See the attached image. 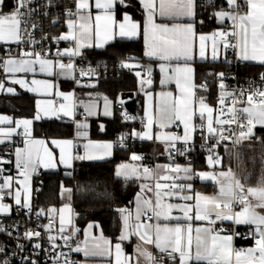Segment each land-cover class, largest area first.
<instances>
[{
    "label": "snow or ice",
    "instance_id": "1",
    "mask_svg": "<svg viewBox=\"0 0 264 264\" xmlns=\"http://www.w3.org/2000/svg\"><path fill=\"white\" fill-rule=\"evenodd\" d=\"M227 8L221 7L218 11L212 13L218 22L223 23L226 19L232 22L231 30L214 31L211 35L200 34L199 41V57L202 60L208 59L206 56L207 42L211 41V60L215 61L219 58L221 48L227 50L232 48L237 52V57L241 61H253L264 65V0H225ZM31 0H16V6L10 13H4L3 7L7 6V0H0V41H22V30L27 31V27L21 28V25L27 24L23 19L26 15L22 9L27 8ZM126 0H94L95 9L99 10L93 17L91 13L90 0H75L76 11L67 10L66 15L67 27L69 31L55 37L57 41L67 40L74 43V48H66L63 52H57V56L67 55L69 57L80 54V49L85 47H103L109 41L120 38L133 39L140 35L141 25L132 20L125 14L122 21H117L115 10L118 5H124ZM146 12V22L143 26V36L145 42V55L153 57L161 61L159 67L163 77L160 81L161 85H166L172 81L175 82L180 95L173 97L171 92H161V105L159 107V116L155 117L151 111L147 114V131L143 133L133 132V136L140 139H158L167 142V149L171 154V150L179 155H186L191 151L190 142L193 140V134L197 125L193 123L194 117L197 115L195 106L196 93L194 89L197 85L194 83V69L191 62L194 60V50L197 41L196 25L198 23L196 17L197 9L202 5L197 0H140ZM209 7L215 8V0H207ZM71 17H75L72 19ZM203 23V21H199ZM35 27V25H33ZM231 37V39H229ZM235 40V43L232 41ZM95 42V43H93ZM22 55L33 57V59H15L9 58L4 60L3 65L5 72H35L36 65H39L41 72L52 75L55 68H59L58 75L73 77V63H63L61 60H49L42 57L40 52H23ZM228 62V61H226ZM173 64L175 66H173ZM121 66L131 68L132 65L125 61H121ZM89 73L81 72V75ZM141 76L140 72L136 73ZM148 78L141 79V84L151 85V69L147 70ZM210 75H212L210 73ZM220 81L221 89L218 98L219 109H214L205 102L204 97L199 98L198 114L203 121L206 116V125L202 122L198 127L203 133L207 131V136H203L206 141L215 140L208 147L209 156L207 162L209 166L215 167L221 163V158L215 153V148L224 140L229 139L224 133L228 129L224 126H231L237 123L242 129L239 138L234 143H240L244 139L251 138L253 128L256 124L264 126V89H255L248 92L246 101L245 90L226 91L224 84L225 73H215ZM261 79L264 80V74ZM21 86L26 85L24 80H16ZM33 85L42 86L44 91L51 94L50 90L53 85L48 81L32 80ZM4 85L0 83V89ZM199 87L206 88V85ZM29 91L37 92L40 88H29ZM9 93L14 89L8 88ZM57 96L63 97L65 101H72V93L57 92ZM231 98V105L225 107L226 98ZM151 99V97H150ZM104 115L109 116L111 112L108 110L107 98L105 97ZM248 105L242 108H236L237 103H245ZM83 103V102H81ZM45 104L46 107L41 108ZM94 105L85 106L88 115H93ZM74 105L72 103H61L59 108L49 101H37V112L34 120H40L41 112L44 116H58L63 113L64 116H73ZM218 112V115H214ZM227 115L228 118H221ZM33 119H22L12 121L7 116H0V124L15 123V127L7 129L0 128V136L10 138L16 129L23 126L25 137H31V126ZM124 119H132V117L124 114ZM246 120L247 124L242 123ZM176 121L183 124V135L176 134H157L151 132L154 122H158L160 128L171 126ZM77 129L87 128V124L77 122ZM103 127V126H102ZM247 127L245 132L243 129ZM77 136H87L86 132H77ZM124 136L120 137V141L124 140ZM3 142V141H0ZM52 143L60 149L59 163L70 168L73 159L79 160H96L103 159L104 156L111 155L112 143L98 144L89 141L84 145L85 153L83 155H72V140H53ZM177 143L183 145L177 148ZM43 140H25L24 148H17L15 152L16 167L20 169V175L24 176V180H17L18 184L23 186L24 197L22 200L21 191L17 189L14 193V201L20 209L31 211V191L28 180L31 173L37 171L38 165L45 168L56 167L55 157L47 147H44V154L41 156L34 151L32 145H44ZM201 147H204L202 144ZM96 149H103V154H96ZM132 160H141L142 157L136 154L131 156ZM131 168V173L121 171L122 169ZM157 168H163L166 173H175L176 175H159L155 170L148 167L143 168V175L147 178L157 177L159 180L171 181V183L161 184L157 182L155 189L149 185H142L141 191H154L155 199L151 197L144 198L137 196V207L135 214V224H130L132 213L127 209H119L123 219V231L119 237L120 241L135 235L145 245H153L160 253L166 254L171 264H264V214L257 209L264 210V176L256 186L246 187L237 178L231 169L220 172H196L191 163L188 166L158 165ZM183 173V176L180 175ZM118 176L139 175L138 170L127 164L120 165L116 173ZM70 175V173H69ZM194 177H198L203 181H212L218 185L217 194L209 196L202 193H192L191 183H178L177 181H191ZM246 179V178H245ZM13 177H5L3 183L0 184V212H8L10 205L2 203L6 195H12L11 185ZM9 191L5 192L4 190ZM63 192L70 193L72 190L63 188ZM183 201L184 203H173V200ZM142 200V203H141ZM193 202V203H189ZM234 204L240 205L239 211H233ZM55 212V209H50ZM71 213V208L65 205L60 212V228L59 232L63 233L66 224H71L70 218L65 219V212ZM150 213V215H149ZM178 213V214H174ZM43 214V210L37 213V216ZM146 217L147 221L142 220ZM231 221L235 225L248 224L255 225V246L248 249H236L233 247V240L239 233H224L223 228L217 227V222ZM200 222V223H197ZM39 227V225H38ZM46 231L52 230V225L43 226ZM93 225H89L92 228ZM3 230V229H0ZM224 233V234H222ZM9 235H11L9 233ZM25 238L39 237V231L26 230ZM66 242L67 236L62 237ZM56 237L49 236L50 241H54ZM96 238L93 237V240ZM100 242H96L89 246L85 241L84 247L77 246L76 252H83L86 257L97 255H111V242L100 237ZM39 248L40 245L36 244ZM116 264H131V258L124 257L120 243L115 244ZM2 250V249H0ZM138 257H144L146 264H163V257L157 259L147 248L137 245ZM31 264H36L32 261ZM66 264H72L67 262ZM136 264H140L137 259Z\"/></svg>",
    "mask_w": 264,
    "mask_h": 264
},
{
    "label": "built area",
    "instance_id": "2",
    "mask_svg": "<svg viewBox=\"0 0 264 264\" xmlns=\"http://www.w3.org/2000/svg\"><path fill=\"white\" fill-rule=\"evenodd\" d=\"M197 2L202 5L197 9V21L199 25L213 23L216 18L212 13L218 11L221 7H224L225 9L227 8V4H219L216 0L215 8L209 7L207 5V0H197ZM7 4V10L11 11L16 6V0H7ZM68 9H71L73 12L76 11L75 0H31V3L27 8L22 9V11L26 13L23 19L27 21V24H22L21 28L23 29L27 27V31L24 32L22 30L21 42L6 46L0 51V65H3L4 60L8 57L30 58L29 56L22 55L23 52H40L42 57L49 60H61L65 64L71 62L74 65L72 70L74 78L71 77L70 83L71 88L74 91H76L77 88L91 89L98 86V84L121 74L140 72L142 79L146 80L148 78V68L144 64L137 62H135L137 65L133 69L122 67L121 61L115 63L94 61L82 55L72 57L67 55L57 56L58 51L63 52L64 45L61 41H57L54 38L58 37L59 33L66 28L67 19L69 18L66 15ZM71 18L74 19L75 17ZM199 21H203V23H199ZM33 25H35V27H33ZM231 25L232 22L230 20H225L222 23L221 30H231ZM229 39H231V37ZM232 42L235 43V40ZM225 54L226 70L224 71V84L226 85V91H237L238 94L239 89H244L245 97L243 99L246 101L248 92L255 89H264V80L261 79V76L264 73L258 75L248 73L245 64L238 59L237 52L232 48L225 50ZM122 61L129 64L134 62L130 57H125ZM0 69V83H2L4 77L2 66H0ZM81 72L89 74L81 75ZM216 81L220 83L218 77H216ZM204 89L208 91L207 86ZM220 93L221 89L219 88V92L211 97L212 102L218 107V109L220 108V105L218 104ZM204 98L206 100L209 99L208 96H205ZM54 103L59 104L60 101L54 99ZM246 105V102L237 103L235 107L242 108ZM228 106H232L230 97L226 98L225 107ZM117 107L130 117V114L124 110L123 105L119 104ZM77 118L84 119L86 118V115L80 113L77 115ZM222 118L226 119L228 117L225 115ZM241 122L245 125L247 124L246 120H242ZM137 124L139 128H142L144 125V119L138 117ZM224 127L228 129L225 131L224 135L229 136L230 138L222 141L215 148V153L219 155L221 161L225 155H229L232 163H234L237 151L246 146L251 139H244L240 143H234L239 138V133L242 129L237 123H233L231 126L225 125ZM181 130V124L175 122L171 134L180 135ZM243 130L246 132L247 127ZM22 140L23 135L19 132L11 142L3 148H0V184L3 183L5 177V156L16 144L22 142ZM111 142L116 149H126L132 144L133 140L127 137L121 142L120 137H116ZM213 143H215L214 139L209 141H206L205 139L191 141L189 145L191 151L186 155H179L175 149H173L171 154H168L167 156V165L171 164L175 166L180 162L188 164L193 163L195 158L206 154L209 155L210 153L207 149ZM202 144L204 147H201ZM176 147L182 148L183 145L180 143L177 144ZM76 155H80L78 149H75L74 151V157ZM141 157L143 166L154 170V167L157 164L155 158L144 154ZM234 169L235 167L233 165V172L235 171ZM41 175L42 173H39L34 179L31 194L32 200L34 201L37 200L40 194V187L42 184ZM6 197L7 195L4 198ZM240 207V205L234 204L233 211H239ZM18 208L19 206H16L12 208L9 213L0 215V229H3L0 230V234L4 239V246L2 250H0V264H31L32 261H35L36 264H66V261L72 262V264H78L79 255L78 252L74 250L77 246H80L79 232L76 225L73 224L69 227H65L66 230L63 233H60V225L56 216L48 214L44 210L43 214L37 216V213L41 212V210L31 209V211H28L27 209L18 210ZM143 220L147 222L146 217H143ZM49 223L52 225V230L50 232L46 231L43 227ZM219 228H223L224 233H232L233 231L239 233L238 236L234 237L233 242L235 245L237 240H239L242 243L247 242L251 247H254L255 239L258 238L255 234L254 226H238L231 223L228 226L222 225ZM26 230L39 231L41 235L39 237L27 239L24 235ZM9 233L11 235H9ZM49 236H54L56 239L50 241ZM63 236L69 237L67 242L62 238ZM36 244H39L40 247L37 248ZM152 254L157 257V259L163 257V264H171V261L166 254L160 253L159 251H153Z\"/></svg>",
    "mask_w": 264,
    "mask_h": 264
},
{
    "label": "trees",
    "instance_id": "3",
    "mask_svg": "<svg viewBox=\"0 0 264 264\" xmlns=\"http://www.w3.org/2000/svg\"><path fill=\"white\" fill-rule=\"evenodd\" d=\"M220 3V0H216ZM8 9V4L3 10ZM123 10L117 8V15ZM134 19L140 20L141 12L138 4L133 0L128 1V6L124 9ZM201 32L210 31L214 25L207 23L197 26ZM60 34V33H59ZM1 51V50H0ZM85 56L94 61L115 63L122 61L125 57H130L132 61L148 65L143 58L140 40L122 41L117 40L105 47L103 50L88 51ZM246 71L250 74L258 75L264 73V67L247 66ZM226 70L225 62L218 64L197 63L196 82L200 85L202 82L208 88V101L214 105L211 97L219 92L218 82L215 73ZM151 85L145 84L148 91L154 90L157 82V72L151 70ZM201 73V74H200ZM210 73L212 75H210ZM199 74V77H198ZM142 79L136 73L121 74L117 77L108 79L98 86L91 89L77 88L78 96L84 97L94 94L99 97H107L114 101L120 100L122 93H133L131 99L121 101L124 110L130 114L131 120L124 119L118 109V103L115 104L114 115L111 119L97 118L91 120L89 124V137L93 140H113L116 137L130 138L131 131L138 128L137 118L141 117L143 106V95L138 92V80ZM63 88H70L68 83L61 84ZM0 111L9 113L14 117L31 119L34 116L33 99L30 96H0ZM105 126L104 132H99V125ZM73 122L68 120L39 121L32 124V135L34 137L50 138H70L73 135ZM131 139V138H130ZM250 141L259 140L264 145V127H255ZM132 140V139H131ZM147 143L134 141L126 149L113 148L111 158L104 161H77L72 170L49 171L41 175L42 184L40 194L36 201L32 200L33 209L48 210L57 208L62 204V187L71 189V205L73 214L76 216V227L82 230L87 223H97L103 235L116 240L118 235V217L117 211L121 208H130L133 202L137 186L132 182H125L117 179L114 170L117 164L126 160L132 153H146ZM255 154V160H251L250 154L243 156L245 163L244 173L241 181L247 185L256 184L264 176V150ZM194 168L204 167V157L195 158ZM224 168L231 165L229 155H225L221 161ZM70 173V175H69ZM246 178V179H245ZM242 243L237 240L236 244ZM242 244H247L242 243Z\"/></svg>",
    "mask_w": 264,
    "mask_h": 264
},
{
    "label": "crops",
    "instance_id": "4",
    "mask_svg": "<svg viewBox=\"0 0 264 264\" xmlns=\"http://www.w3.org/2000/svg\"><path fill=\"white\" fill-rule=\"evenodd\" d=\"M128 1L129 0H126V3L124 5H118L117 6V8H120L123 11L121 12L120 15H117V8H116V10H115L116 19H117V21H122L125 14L129 15L132 18L133 21H135V22H137V23H139L141 25V33H140V35H138L137 37H135L133 39L120 38L119 36H117L115 39L109 41L103 47H95V46H93V47L82 48V49H80V54L79 55L85 56V54L88 51H91V50H103L105 47H107L108 45L112 44L113 42H115L117 40H122V41H136V40H140L143 58L148 62V65L147 66L145 65V66L148 69L150 68L151 70L155 69V71L157 72V82H156L157 85H156L154 90H150V92L152 93L153 101H154V104H153V108H154L153 115L155 117H157V105L161 104V97H160L159 94L161 92H171L173 94V97H177V96L180 95V93H179V90L177 89V86H176L174 81H172V82H170V83H168L166 85H161L160 81H161V79L163 77V73H161L160 67H159L161 61H159L156 58L148 57V56L145 55L146 47H145L144 36H143V26H144V24L146 22V12H145L143 6L140 3V0H133L134 2H136L138 4V6L140 8V12H141L140 20L134 19L129 13L124 11V9L128 6ZM90 4L92 5L91 13H92V15L94 17L99 10L95 9L94 0H90ZM219 4H226V2H225V0H220ZM2 11L4 12L3 9H2ZM6 11H8V10H6ZM196 19H197V17H196ZM212 24L214 25V28L212 30L206 31V32L198 31L197 30L198 23L196 25V31H197L198 35H197L196 47H195V50H194V57L195 58L191 62V66L194 69V83L197 85V87L194 89V91L196 93V96H195L194 99H195V106H196V109H197V115L194 117V121H193V123L195 125H197V128H196L195 133L193 134V140L192 141L201 140V139H203V136L207 135L206 128H205V131H204L203 136H202L200 128L198 127L202 122L206 125V116H207V114H205V119L202 121L200 116H199V114H198V108H199L198 101H199L200 97H205V95L207 94V91H206V89H204L202 87H199L200 85H203V84L205 85V83L202 82L200 85H198L197 82H196V79H197L196 65H197V63L198 64L199 63L218 64V63L225 62V59H226L225 50L223 48H221L220 51H219V58L217 60H215V61L211 60V41L207 42V47H206V56L208 57V59L202 60L199 57L198 36L200 34L211 35L214 31L221 30L222 23L218 22L217 19H215ZM68 31H69V29H68L67 23H66V28L59 34V36L61 34H66ZM60 41L64 45V49H66V48H74L75 47L74 43L71 42V41H67V40H60ZM93 43H95V42H93ZM13 44H16V42H13V41L0 42V50H2L6 46L13 45ZM9 58L33 59L32 57H30V58L8 57L7 59H9ZM242 62L244 64H246L247 66L264 67V65H261V64H259L257 62H253V61H242ZM130 65H132L131 68L134 69L136 67L137 63L133 62V63H130ZM173 66H175V65L173 64ZM35 68H36L35 72H13V73L5 72L4 68H3L2 71H3V76L4 77H3L2 84L4 85V87H3V89H0V96L26 95V96L32 97L33 105H34V116L36 115V112H37V101L38 100H40V101H49V100H51L53 102V105L56 108H59V105L61 103H65V104L72 103L74 105V108H73V116H71V117L64 116L63 113H58V116H51V115L50 116H44V113L41 112V117L42 118L40 120H34L33 119L34 116L31 119H33V122L52 121V120H68V121H72L73 122L74 131H73L72 137H70V138L44 139V138L34 137L32 134H31V137L28 138V137H25L24 132H23V126H21L20 128L16 129V132L10 138H6V137H3V136H0V141H3V142H0V148H3L4 146H6L9 142H11L15 138L17 133L21 132L22 135H23L22 142L16 144L13 147V149H11L9 151V153L5 156V160H4L5 161V166H4L5 167V177H8V176L13 177V181H12V185H11V191H12L13 194L12 195H7V197L3 199L2 203L10 205L11 207H10V210L8 212H0V215H5V214L9 213L12 210V208L17 206L15 204V201H14V193H15L16 189H19L22 192L21 194L23 196V193H24L23 186L21 184H18L16 181L17 180H24V176L20 175V171L21 170L16 167L15 152H16L17 148H24L25 147V140L26 139L43 140L45 142L44 145H32L34 151L38 152L41 156H43L44 147H47L49 149V151H51L53 153V156L55 157V161H56V167H54V168H45V167H43V165H38L37 171L34 172V173H31V175L29 177V180H28V185H29L30 190H31V188L33 190L34 179L39 173L49 172V171L55 172V171H58V170H64V171L72 170V168L74 166V163L77 162V161H87V162L104 161V160H108L109 158H111L112 153H113V150H112L111 155H107V156H109L108 158H107V156H105L104 157L105 159H101V160H87V159L79 160V159H73L72 160V166L70 168L65 167V165L59 163L60 149L58 147H56L52 143L53 140H72L73 141V146H72L71 152H72L73 157H74L75 149L79 150L80 155L84 154L83 153V149H82V146H83L82 144L84 142H86V141H97V142L106 141V140H93V139H90V137H89V126L87 128H85V132L87 133V136H77V132L78 131L82 132L80 129H77V126H76L77 122L84 123L83 121L89 119V115H87L85 113V111H84L85 106L94 105L95 107H97L96 110L93 111V113H94L93 115H95L97 117H91L90 118V121H91V120H95L97 118L111 119L113 117V115H114L115 104H117V103L113 99H110V98L106 97L108 100H112V108L113 109H112L111 115L105 116L104 115V111L105 110H102V107H105V105L102 106L103 104H101L102 101L105 99L104 96L99 97V96L94 95V94H89L87 96L80 97V96H78L77 92L74 91L71 88V83H70L71 77L65 76V75H58V73L60 71L59 68H55L52 75H48L46 72H41L40 69H39V65H36ZM198 77H199V74H198ZM16 80H24V81H26V85L25 86H21L19 83H14V81H16ZM32 80L48 81L49 83H51L53 85V87L50 90H48L51 94L46 93L42 86L33 85L31 83ZM139 81L141 82V79H139L138 82ZM62 83H68L70 85V88H68V89L67 88H63L62 85H61ZM142 86H146V85L143 84ZM8 88L14 89V92L9 93L7 91ZM29 88H40V91H37V92L29 91L28 90ZM57 92H61V93H65V94L72 93L73 94L72 95V101L71 102L65 101L63 99V97L56 95ZM54 99L59 100L60 103L59 104H55L54 103ZM120 100H121V98H120ZM121 101H123V100H121ZM81 102H83V103H81ZM205 102L209 106L213 107L214 109H218V107L216 105H212L208 100L205 99ZM119 104L120 103H118V105ZM143 105H144V97H143ZM44 107H46V105L42 104L41 108H44ZM80 113L85 114L86 118H84V119L77 118V115L80 114ZM120 113H121V115H124V111H120ZM142 113H143V106H142ZM142 113H141V117L143 118ZM214 115H218V112H214ZM0 116H7L13 122L17 121V120L27 119V118H22V117H14V116H12L9 113H5V112H1V111H0ZM145 117L148 118V116H145ZM147 118H145V119L143 118L144 119V125H143L142 128L138 127L137 129H135L133 131H140L141 130L142 133L147 131L148 130L147 127H146ZM129 120H131V119H129ZM176 122H179L181 124L182 130H181V134L180 135L182 136L183 132H184L183 124L180 121H176ZM173 125H174V123L171 126H169V127L160 128L158 126V122H154V124L152 126V129H151V132H152V134L154 136L157 135V134H171V130L173 128ZM9 127H15V123H12V124H8V123L0 124V128L7 129ZM98 128H99V132H104V130H105V126L103 124H100ZM133 131H131V133L129 134V137L132 140H134L133 137H132V132ZM31 133H32V126H31ZM136 140L137 139H135L134 141H136ZM139 140L140 141H138V140L137 141L138 142L147 143V151H146V153H143V152L142 153H135L136 155L142 156L144 154V155H148V156L154 157L156 162H157V164L154 167V170L159 175H161V176L165 175V174L176 175L175 173H166L163 168H157L158 165H161V166L162 165H167V161H168L167 156H168V154H170L169 151L166 150L167 149V142L162 141V140H158V139H155V138L151 139V140H148V139H144V140L143 139H139ZM107 141H111V140H107ZM177 144H180V143H177ZM132 154H134V153H132ZM132 154H130L126 160H124V161H122V162H120L119 164L116 165L115 170H114V175H115V177L117 179L123 180L125 182H132V183H134L137 186V192L134 195L131 207L130 208H121V209H127L128 211H130L132 213V216L130 218V224H135L136 223L135 214H136L137 196H138V194L141 196L142 200L144 198H148V197H151L153 200L155 199V192L154 191H151V192H149L147 190H145L143 192L141 191L142 185H149L150 187L155 189V184L157 182H159L161 184L171 183V182L170 181H164V180H159L158 181L157 177L147 178L146 179L144 177V175H143L144 166H143L142 159L141 160H132L131 159ZM207 155L208 154L203 156L204 157V163H205L204 167L195 169L194 168V164L191 163V166L193 167V169L196 172H202V171L213 172L214 171V172L218 173L220 171H227L228 168L227 169L224 168L221 163L219 165H216L215 167L207 165L206 164ZM122 164H127V165H130L132 167H135L138 170L139 175L137 176V175H131L130 174L128 176V178H125V176H123V175L118 176L116 173H117V170L120 168V165H122ZM179 165H181L183 167V166H188L189 164L180 162ZM121 171H125V172H128V173H131V168L122 169ZM180 175L183 176V173H180ZM178 183H191L192 184V186H193L192 193H186V194L194 195L195 193L199 192V193H202L204 195L212 196V195L217 194L218 191H219L218 185L214 184L212 181L200 180L198 177H194L191 181H182L181 180V181H178ZM242 183H244V182H242ZM244 184L247 187V186H256L258 183L252 184V185H247L246 183H244ZM5 191L7 192L9 190L5 189ZM67 194H68L67 197L64 196L65 197L64 198V202H67L70 205L71 210H72V205H71L72 193L71 192L70 193L67 192ZM22 200H23V197H22ZM142 200H141V203H142ZM61 201H62V199H61ZM172 202L173 203H177V202L178 203H184L183 201H177L175 199ZM32 203L33 202H31V206H32ZM189 203H193V202H189ZM31 209H33V207H31ZM50 209H52V208H50ZM50 209L45 210V212H47L48 214H51V212L49 211ZM257 211H259L262 214H264V210H262V209H257ZM71 213H72L71 214L72 215V218H71L72 222H73L74 225H76L77 218L73 214V211H71ZM174 214H178V213H174ZM117 217H118L119 230H118V235H117L116 240H112L111 238L103 235L99 225L97 223H94V222L87 223L82 228L81 231H80L79 228L76 227L78 232H79L80 247H84L85 241H87L89 246L93 245L96 242H100L102 244V247H103V242L100 241V237L102 236L104 239H106V240L111 242V253H112L111 255L104 254V255L86 257L83 252H78V255H79L78 264H116V253H115V247L114 246L117 243H120L121 247H122V251H123L122 260H123L124 257L131 258V264H136L137 259H139L140 264H146V262L144 260V257H142V256L138 257L137 245H141V247L147 248L151 253L153 251H159L153 245H145V244H143L138 239V237L135 236V235H131L130 238L127 239V240L120 241L119 237H120V235H121V233L123 231V219H122V214L119 211V209L117 211ZM142 220H143V217H142ZM147 222H154V221H147ZM197 223H200V222H197ZM231 223H232L231 221H223V222H219L218 221L217 222V227H220L222 225L228 226ZM89 225H93V227L89 228ZM238 226H254V231H255V228H256L255 225H248V224H241V225H238ZM222 234H224V233H222ZM93 237H95L96 239L93 240ZM3 246H4V239H3V236L0 234V249H2ZM233 247L236 248V249H248V248L251 247V245L249 243H247V244L240 243V244H236L235 245V243L233 242ZM0 259H1V253H0ZM233 264H235L234 260H233Z\"/></svg>",
    "mask_w": 264,
    "mask_h": 264
},
{
    "label": "rangeland",
    "instance_id": "5",
    "mask_svg": "<svg viewBox=\"0 0 264 264\" xmlns=\"http://www.w3.org/2000/svg\"><path fill=\"white\" fill-rule=\"evenodd\" d=\"M13 10V9H12ZM11 10V11H12ZM11 11H4V13H10ZM0 42H5V41H0ZM219 84V83H218ZM138 92L140 93V94H142L143 95V97H144V105H143V113H142V116H143V118L145 119V118H147V117H145V116H147V114L149 113V111H151V113L153 114V110H154V108H153V104H154V101H153V97H152V93L150 92V91H148V89H147V87L146 86H142V84H141V82L139 81L138 82ZM150 97H151V99H150ZM111 101V102H110ZM117 103H121V100H118L117 101ZM101 104H103L102 106H104L105 104H106V101H105V99L102 101V103ZM107 104H108V110H110V112L112 113V100H108L107 99ZM160 105L161 104H159V105H157V117L159 116V107H160ZM246 106H248V105H246ZM245 106V107H246ZM96 108L97 107H93V109H92V111H94V110H96ZM102 110H105V107H102ZM84 111H85V113L88 115V113H87V111L84 109ZM91 117H97V116H95V115H89V119L88 120H85V121H83L85 124H87V127L89 126V123H90V118ZM255 127H264V126H262V125H260V124H256L255 125ZM254 127V128H255ZM254 128H253V130H254ZM82 132H85V128H82V129H80ZM134 132V131H133ZM132 132V133H133ZM135 132H137V133H142V131L140 130V131H135ZM132 137H133V139L135 140V139H137L138 141H140L139 139V137H137V136H133L132 135ZM136 140V141H137ZM144 140V139H143ZM91 142H94V143H98V144H104V143H112L111 141H102V142H97V141H91ZM89 143V141H86V142H84L82 145V149H83V153H85V148H84V145H86V144H88ZM113 148L114 147H112V149H111V152H112V150H113ZM260 150H264V145L259 141V140H253V141H250V142H248V144L246 145V146H244V147H242V148H240L238 151H237V153L235 154V162L234 163H232V160H231V165L229 166V167H227L228 169L227 170H229V169H231L232 170V172H233V165H234V167H235V171L233 172V173H235L236 174V176H237V178H240L241 179V177H242V174L244 173V166H245V163H244V160H243V156L244 155H246V154H250V158H251V160H255L256 159V157H254L255 156V154H259V153H257V152H259ZM96 151V154H98V155H102L103 154V149H96L95 150ZM135 154V153H134ZM133 155V154H132ZM105 157V156H104ZM109 156H107V158H108ZM207 157H208V155H207ZM207 157H206V164L207 165H209L208 164V162H207ZM103 159H105V158H103ZM96 160H101V159H96ZM242 173V174H241ZM248 187V186H247ZM17 190V189H16ZM31 194H32V188H31ZM22 193V192H21ZM24 195H25V193H23V196H22V194H21V196L22 197H24ZM64 196H68V194H67V192H61V199H62V204L61 205H59L57 208H52V209H55L56 211L55 212H51V214H53V215H55L56 217H57V220H58V223H59V225H60V212H59V210L61 209V208H64L65 207V205H67V206H69L70 207V205L67 203V202H64ZM31 202H32V196H31ZM71 208V207H70ZM72 213H69V212H65L64 213V215H65V219L67 220L68 218H72V215H71ZM71 221H72V219H71ZM71 225H73V222L69 225V224H66L65 225V227H69V226H71Z\"/></svg>",
    "mask_w": 264,
    "mask_h": 264
},
{
    "label": "water",
    "instance_id": "6",
    "mask_svg": "<svg viewBox=\"0 0 264 264\" xmlns=\"http://www.w3.org/2000/svg\"><path fill=\"white\" fill-rule=\"evenodd\" d=\"M133 97V93H122L120 95L121 100L131 99Z\"/></svg>",
    "mask_w": 264,
    "mask_h": 264
}]
</instances>
